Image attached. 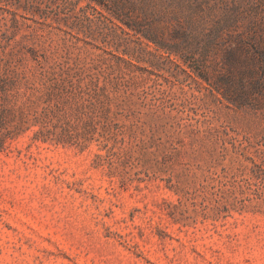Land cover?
Segmentation results:
<instances>
[{"label":"rangeland","instance_id":"rangeland-1","mask_svg":"<svg viewBox=\"0 0 264 264\" xmlns=\"http://www.w3.org/2000/svg\"><path fill=\"white\" fill-rule=\"evenodd\" d=\"M4 76L0 264H264V0H0Z\"/></svg>","mask_w":264,"mask_h":264},{"label":"trees","instance_id":"trees-1","mask_svg":"<svg viewBox=\"0 0 264 264\" xmlns=\"http://www.w3.org/2000/svg\"><path fill=\"white\" fill-rule=\"evenodd\" d=\"M238 23L236 19H231L227 22V26L233 27L232 25ZM130 27L133 28V25L127 23ZM151 41L156 43V45L160 48L168 50V52H173L170 47L167 45L160 43L156 39L149 37ZM243 43H237L235 46L226 49L224 55V62L228 66L225 72L219 73L217 75L214 82L205 75V73H201V71H197V69L193 65H189V67L194 71L198 76L209 82L214 89L221 92V94L228 99L229 101L233 102L236 105H243L246 104V98L249 96V90L245 88V81L247 77H252L254 74V66L250 64L251 57L247 55H242L241 52L245 50L243 47ZM236 66L239 67V76H235L231 70ZM15 84V79L8 78L4 76L0 80V97L10 89L11 86ZM260 82L256 80L255 82L252 81V85H258ZM7 136H3L0 138V149L4 148L6 144Z\"/></svg>","mask_w":264,"mask_h":264}]
</instances>
